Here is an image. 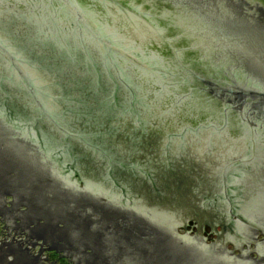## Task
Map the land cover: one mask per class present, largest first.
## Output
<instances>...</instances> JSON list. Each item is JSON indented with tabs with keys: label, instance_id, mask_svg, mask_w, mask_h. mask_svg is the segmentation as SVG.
Returning a JSON list of instances; mask_svg holds the SVG:
<instances>
[{
	"label": "water",
	"instance_id": "obj_1",
	"mask_svg": "<svg viewBox=\"0 0 264 264\" xmlns=\"http://www.w3.org/2000/svg\"><path fill=\"white\" fill-rule=\"evenodd\" d=\"M1 1L5 28L18 27L9 20V5L24 14L18 18L24 19L25 27L34 28L27 44L17 33L6 40L0 30L2 202L13 198L17 208H25L24 215L30 214L24 219L27 226L33 225V231L36 226L49 228L52 237L43 240L56 251L74 250L68 255L74 252L80 264L91 259L93 264H264V151H255L264 143V93L234 82L251 80L264 86V0ZM31 8L57 9L71 21L72 30L80 27L91 48L100 47L105 54L99 49L89 55L78 41L81 47H73L72 55L57 40L44 42L32 18L43 24L39 27L45 22ZM128 18L154 22L142 25L146 41L123 28L130 26ZM93 24L112 38L110 30L115 29L121 41L127 38L142 49L160 38L162 49L153 42L151 53L144 51L145 63L136 64ZM59 47L65 55L55 52ZM29 48L37 53L33 59L21 52ZM118 58L124 61H114ZM39 67L45 79L34 70ZM190 67L208 72L204 76H210L209 81L202 84L212 90L209 96L170 79V72L186 79ZM220 89L227 95L225 102L240 110L235 118L226 110L215 114ZM90 98L102 105L93 110ZM53 104L64 113L83 110L74 114L82 130L59 113H48ZM40 111L53 125L52 137L46 135L45 142L35 137ZM241 111L252 116L244 119ZM204 134H209L213 157L222 148L218 142L225 140L239 144L249 139L251 153L246 158L242 144L237 150L229 144L234 151L226 161L209 167L216 177L208 182L184 158L165 170L167 159L157 147L166 138L187 149L193 138L208 141ZM74 137L81 143L70 145ZM73 145L76 152L90 155L88 160L69 159ZM103 166L126 174L116 179L123 193L103 183ZM162 169L166 177L157 174ZM150 181L160 190L154 200L153 190L147 189ZM101 194H108L107 200L98 197ZM190 223L196 230L193 235L187 230ZM205 227L216 236L211 243L203 235ZM21 260L32 264L25 257ZM0 264L13 263L0 253Z\"/></svg>",
	"mask_w": 264,
	"mask_h": 264
},
{
	"label": "bare ground",
	"instance_id": "obj_2",
	"mask_svg": "<svg viewBox=\"0 0 264 264\" xmlns=\"http://www.w3.org/2000/svg\"><path fill=\"white\" fill-rule=\"evenodd\" d=\"M48 1L50 2V0H47V2ZM9 6H10L9 7V16H8V17H10L9 20H11L13 22V24H15L16 26H18L20 28L16 27V30H12L10 28H5V26L3 25L2 22H4V19L7 17V15H5L0 10V30L2 31V36L6 40H9V39H12L13 37H15V34L17 33L18 34V39L21 40V41L25 40L26 44H27V41L29 40L30 35L32 37L34 35V28H32V26L30 28L25 27L22 24V22H21L24 19L22 20L21 18H18V17L24 16V14H22V12L16 11V9L14 7H12L13 5H9ZM117 10H119V9H117ZM30 11H31L32 14L37 16L39 19H41V20L45 19V20H49L50 22H52V29L51 30H47V27H45L44 28V33H41L43 38H44V42H47V43L50 44L52 41L56 40V38L54 37L53 34H58V35L59 34H64V35L69 36V34L71 35L74 32H76V37H77L76 40L83 44V47L85 48L84 50H86L89 55H91V52L94 51V50H96V52H99V49H100L101 52L104 53V51H102V49L99 47L98 44H97V46L99 47V49H97L95 47L91 48L90 44H92V43H90L88 41V44H87V42H86L87 40H86L85 35H84L85 33H83V31L80 30V27L78 29L79 32L77 30H75V29L72 30L71 21L66 20L64 18V16L62 14H60L57 9L56 10H52L51 12H44V11L38 10L36 8H31ZM13 16L17 17L16 19L18 21H20V22H17L15 20H13L12 19V18H14ZM127 22H128V24L130 26H124L123 28L125 30H127L128 32H133L134 34H136V36L141 37L145 41H146V39H145V34H144V31H143L144 29H143L142 25L143 24L144 25L148 24V22H149V25L154 23L153 21L145 22V20H143V19L139 20V19H135V18H128ZM135 22L138 25H136ZM30 24L32 25L33 23L30 22ZM166 24H168V21L166 22ZM93 25L96 26L100 30L102 35L105 36L108 40H110V41L112 40L115 46L119 47V49H121L124 53H127L129 58L134 60L133 61L134 63H136L135 61H137V62L140 61V63H143V64L145 63V61H146V57L145 56L147 54L149 55L151 53L153 47H154L153 42L157 44V46L159 47L158 48L159 50L162 49V47H160V45H162V41L160 40V38H158V39H155L153 42H151V44L149 45L150 47H147L146 49H143V51H147L146 55H143L142 54L143 52L130 50V49H132L134 47H132V46L128 47L127 44H121L120 42H118L114 38L104 34L101 31V29L98 27V24H93ZM99 26H101L103 31L106 32V29L104 28V26L102 24H99ZM105 37H103V38L105 40H107ZM35 38H36V35H35ZM163 39L164 38L162 37V40ZM31 50H32V53L30 51V48L25 52L26 53L25 57L27 59H33L34 56L37 55L36 51L33 48ZM58 51H59V53L61 55H65V50L63 48L59 47V50L57 48V50L55 52H58ZM196 54H197L196 58H198L199 52L196 53ZM131 66L134 68V64H131ZM131 66H130L131 72L134 73L137 78L138 77L141 78L140 75L137 74V72ZM177 68H179V67H177ZM199 70H202V69H194L193 67H190V69H188V74L184 75L187 80L184 79L183 76L175 75L173 72H170L168 74H169L170 79L175 80L178 85L183 86V87L188 86L186 88H191V89H193V91L197 90L200 93H202L203 95L205 94V95L209 96L211 94L212 90H209L207 88V86H204L202 84V82L209 81V77L210 76L209 77H205L204 74L206 75V74H208V72L204 71V74H203ZM176 71L179 73L180 70L176 69ZM198 74H202V77L199 76ZM39 79L41 80V76L40 75H39ZM234 82H240L239 84H241L242 86H245L247 88H252L254 90H257L258 92H263L264 93V86H262L260 83L253 82L251 80H243V79L242 80H238V81H234ZM226 85L227 86H231L229 84H226ZM222 87L225 88V85L223 84ZM218 93L221 96L220 97L221 99L214 100V106L215 107H213V108L215 109V114L219 116L220 110L221 111L226 110V113L229 116H232V117L235 118V114L240 111L238 109V107H236L235 105H232L229 102H225V97L227 95H224L225 94L224 90L220 89V91ZM90 100H91V103H92V105H90V106L92 107L93 110L97 109L98 107H100L102 105V103H100L98 101V99H96V98H90ZM241 112H243L244 119H247V118L249 119V117L252 116L251 113H247L246 111H241ZM11 119H12V117L9 118L8 120H11ZM37 126H38V124H36V128H37ZM36 128H35V130H36ZM218 129H222V127H219ZM40 130H41V127H40L39 131H37V133L41 132ZM165 130H166L165 133H166V136H167V132H169L168 131L169 129L167 128ZM203 130L205 132H210V129H207V130L203 129ZM217 131L218 132H225L224 130H217ZM211 132H210V134H211ZM31 134H33V136H35V133H31ZM208 135L204 134L202 136V138H206L210 142V139H209ZM35 137L40 138L39 136H35ZM219 137L222 138V135H219ZM190 138H192V136H190ZM223 140H225V138H223L222 141ZM255 140L256 139H254V141ZM166 141H167V138L165 139V141L162 142V144L159 147H157L158 154L160 156L163 155L165 157V159H167L166 162H167L168 166H165V170H167V172H169L171 170V168H172V162H179V161L182 160L181 158H184V161H186L185 163L189 164L188 167H191L192 171L195 169V166L198 167L197 169L199 170L200 174L203 176L202 178H203V180L205 182L206 181L208 182V181H210L209 179H211L213 177H216L214 175V173H213V170H210L209 167H213L214 165L215 166L218 165L216 163H222V162L226 161V158L228 156H230V152L234 151V150H229L230 145L236 146L235 144L237 142V141L229 142L227 140H225L224 142H218L220 145H222L221 146L222 148H220V152L218 153L219 155L216 154L215 157H213V156H211L212 155L211 142H210V144H208V141H206V140H201L200 141L199 139H194L193 138V139L190 140V146L187 149L182 148L183 146H181L179 144V142L168 143ZM241 144H242V147H243L241 152L244 153V156L247 158L250 155V153H251V146H248L245 143L244 140L241 141ZM258 144L260 145V148L259 147L255 148V151L257 152L258 155L259 154H263L261 152L264 151V143L263 144L262 143H258ZM225 147H227L228 149H226ZM44 148H46V146ZM202 152L204 154H202ZM195 153L198 154L196 157H194ZM155 159H158V157H156ZM257 160H262V158L257 157ZM157 174H163V177H166V174H165L163 169H162V171L161 170L158 171ZM194 174H196V172ZM156 177H157V179H161L159 176H156ZM217 177H218V179L221 178L220 175H218ZM162 190L164 191L165 189H162ZM171 192H173V190ZM0 203L2 204L3 202L0 201ZM3 205H4V207H6V211H7V209H8V211L9 210H13L15 212V214H16V217L25 219V216H27V217L30 216V214L28 212H27L26 215H24V213H26V212H24L25 208H21V207L17 208L18 206H16V203L14 202L13 198H10V197L6 198L5 199V203H3ZM14 206L17 208V210L14 208ZM152 210L151 209H147V211H149V212L152 211ZM9 217L11 219L10 218H7V219L10 222V224H7L5 219L0 218V253L4 257H6L9 261H12L13 260L12 258L18 257V254H14V252L12 253V250H16L17 247L20 246V248H22V249L24 248L25 251H26L24 253V255L26 257V260L31 262L32 264L41 263L43 261H47V263L51 262L49 260L48 256H47V254H44L45 251L47 250V248H45V246L48 247V246L51 245V243L49 241H47V243L46 242H44V243L41 242V244H39V242H35V241L33 242L30 239V237H29V233H31V231H33V228L32 227H28L29 233L28 232H24V234H23V233L19 232V229H18L19 226L23 225V222L18 223V221L16 220L17 218L12 219V215H9ZM35 230L43 232L41 234V236L43 234H51V232L48 231L46 226H42V227L36 226ZM37 234H40V233H37ZM49 249L50 250L51 249L56 250L55 247H53V246L50 247ZM19 255H23V254H19ZM63 255L64 256H59V257L66 258V261L70 262L71 264H80L78 262L76 256H74L73 254H72V256H69L68 252H66ZM20 260H21V258H20ZM39 260H42V261L39 262ZM21 262L23 264H25L24 261L21 260Z\"/></svg>",
	"mask_w": 264,
	"mask_h": 264
},
{
	"label": "rangeland",
	"instance_id": "obj_3",
	"mask_svg": "<svg viewBox=\"0 0 264 264\" xmlns=\"http://www.w3.org/2000/svg\"><path fill=\"white\" fill-rule=\"evenodd\" d=\"M0 3H2V1L0 0ZM39 10V9H38ZM42 11V10H41ZM100 11V10H99ZM101 12V11H100ZM32 20L34 21V24H35V29L36 30H38L40 33H44V28L45 27H47V30H51L52 29V22H50L49 20H42V21H44L45 23H44V25H46V26H42V27H39V26H41V25H43L42 23H39V22H37L36 21V18H32ZM62 20V19H61ZM114 31H112V29L110 30V32H111V35L113 36V38L115 39V40H117V41H119V42H121V43H123V44H127V46L128 47H130V46H132V47H134V48H132V49H130V50H132V51H139V52H143L142 54L144 55V51H143V49L142 48H144V47H142V46H139V45H136V46H133L134 44H132V42L129 40V39H125L126 41H128V42H124V41H121V40H124V38L123 37H121V36H119L120 34L118 33V32H116V30L115 29H113ZM117 34H119V35H117ZM54 35V37L56 38V40H57V42H59L61 45H63V44H65L66 46H68V52L72 55V53H71V51L72 52H75V50H73L72 48L73 47H75V48H78V47H81L79 44H77V40H76V32H74L73 34H71V35H69V36H67V35H64V34H62L63 36L62 37H60L58 34H53ZM22 53H23V55H26V53H25V51H21ZM1 60V59H0ZM114 61H124L122 58H118L117 60L116 59H114ZM1 62H2V60H1ZM32 63V61H30V64ZM34 64H36V62H34ZM34 70L38 73V76L40 75L41 76V79H45V77H44V75H43V69L41 68V67H39V71L36 69V68H34ZM175 73H176V71H175ZM1 92V91H0ZM2 94V93H1ZM58 105V104H57ZM55 105V104H53V106H52V108L51 109H47L46 111L48 112V113H50L51 115H52V113H59V116L60 117H62V119H63V121H65V122H67V123H69V124H73V125H75L79 130H82V128H81V123H80V121L77 119V117L74 115V114H76V113H78V112H83V110H80V111H72V113H64V111L62 110V108L58 105ZM40 118L38 119V121H37V123L39 124V126L41 127V132H39V133H37V136H39L40 138H38V139H40L41 141H43V142H45L46 140V135L47 136H49V137H52V133L51 132H49V131H52V127H53V125L50 123V121H49V118H47L46 116H44V113H42L41 111H40ZM53 118H54V116H53ZM73 121V122H72ZM55 139H56V137H55ZM58 141H60L59 139H58ZM61 142V141H60ZM78 143H81V141L79 140V139H77V138H75L74 137V140H73V142L70 144V145H72V144H78ZM245 143L248 145V146H251V142H250V140L249 139H245ZM239 144H241V143H239ZM238 143H236L235 145H239ZM76 145H73V146H71V152L69 153V159H71V160H73V161H76V160H78V159H80V160H88V156H90V155H88V154H86L83 150H79V151H77L76 152V147H75ZM240 146V145H239ZM231 147L233 148V149H235V150H237V149H239V147H237V146H234V145H231ZM242 147V146H241ZM88 155V156H87ZM100 158L103 160V159H106V157L102 154V153H100ZM110 158H112V156L110 155V154H108V159H110ZM100 170H101V176H103V183H105V184H108L110 187H112L111 188V190L113 191V192H124V187L123 186H121V185H119V183L116 181V179L118 178V177H120V175H122V176H126V174H121L119 171H115V166L113 167V168H109V167H107V166H103L102 168H100ZM131 184V183H130ZM153 185H154V182H152V181H150L149 183H148V185H147V189H149L150 191L151 190H153L152 192H154V193H152V195H151V199L150 200H154L156 197H155V193H156V195H157V192H159V189L158 188H153ZM108 194H101V196H98V197H102V199L103 200H107V198H108V196H107ZM9 198V197H8ZM1 202H2V200H0ZM145 202V201H144ZM143 202V203H144ZM5 203V202H4ZM21 208H24V207H21ZM111 209L113 210V211H118V210H122V209H125L124 207H120V208H115V210H114V208L113 207H111ZM126 210V209H125ZM9 215H12V219H15V218H17L16 220L18 221V223H21V222H23V225L22 226H19V232H21V233H23L24 234V232H28L29 233V231H28V227L29 226H27V224H26V220H24V219H22V218H19V217H16V214H15V212L13 211V210H9L8 211V209H7V211H6V207H4V205H3V203L1 204L0 203V218H3V219H5V221H6V223L7 224H10V222L8 221V219L7 218H10L9 217ZM11 219V218H10ZM31 225V224H30ZM190 225H192V223H190L189 224V226H188V228H187V230L190 232V234L191 235H193L194 234V232L196 231L195 230V228H192V226H190ZM31 227H34L33 225L31 226ZM48 231H50L49 230V228H48ZM37 233H40V234H37ZM43 232H41V231H37V230H35L34 229V231L33 232H31V233H29V237H30V239L31 240H34L35 238H37V239H35L36 241L35 242H39V244H41V242L42 243H44L45 241L43 240V236L44 237H46V238H48L49 240H50V238L52 237V234H43L42 236H41V234H42ZM50 233V232H49ZM33 234V235H32ZM203 235H204V237L206 238V242L207 243H211L214 239H215V235L214 234H212L211 233V231H210V229L208 228V227H206L205 229H204V233H203ZM257 238H260L259 236H257ZM56 244H58V245H60L61 246V248H63L62 247V244H61V242H57ZM52 245V244H51ZM53 246V245H52ZM251 247H253V246H251ZM45 248H47V250L45 251V253L44 254H47V256H48V258H49V260L51 261V262H48V263H52V264H71L70 262H67L66 261V258H61V257H59V256H64L63 254L64 253H66L67 251L69 252V253H71V251H74V250H72V249H67V247H66V250L67 251H65V249H57L58 251H56V250H53V249H49V246L47 247V246H45ZM246 248V247H245ZM78 251V253H79V256L80 257H86L85 256V254L83 253V252H81V251H79V250H77ZM14 252V254H18V257H15V258H12L13 260L11 261L13 264H22V262H21V260H20V258L21 257H25V255H24V253L26 252L25 251V249L23 248H20V246L19 247H17V249L16 250H12V253ZM91 253V252H90ZM11 254V253H10ZM19 254H23V255H19ZM73 254H75L74 252H73ZM253 257H254V255H252ZM26 258V257H25ZM82 259H84V258H82ZM37 261V260H36ZM39 261H42V260H39ZM81 261V260H80ZM83 261V260H82ZM81 261V262H82ZM87 261V260H86ZM91 262L90 263H88V264H93V263H95V261L94 260H90ZM43 262H45V263H47L46 261H43ZM47 263V264H48ZM82 263H84V262H82ZM87 263H84V264H87Z\"/></svg>",
	"mask_w": 264,
	"mask_h": 264
}]
</instances>
